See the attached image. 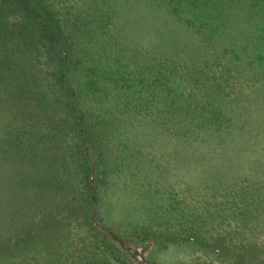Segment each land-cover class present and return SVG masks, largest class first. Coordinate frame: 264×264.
Wrapping results in <instances>:
<instances>
[{
	"label": "rangeland",
	"instance_id": "obj_1",
	"mask_svg": "<svg viewBox=\"0 0 264 264\" xmlns=\"http://www.w3.org/2000/svg\"><path fill=\"white\" fill-rule=\"evenodd\" d=\"M0 264H264V0H0Z\"/></svg>",
	"mask_w": 264,
	"mask_h": 264
}]
</instances>
